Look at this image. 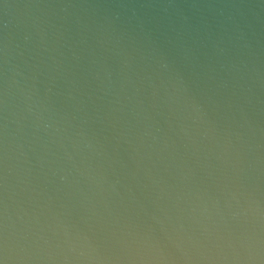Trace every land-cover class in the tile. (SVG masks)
Segmentation results:
<instances>
[{"label":"water","instance_id":"obj_1","mask_svg":"<svg viewBox=\"0 0 264 264\" xmlns=\"http://www.w3.org/2000/svg\"><path fill=\"white\" fill-rule=\"evenodd\" d=\"M0 264H264V0H0Z\"/></svg>","mask_w":264,"mask_h":264}]
</instances>
